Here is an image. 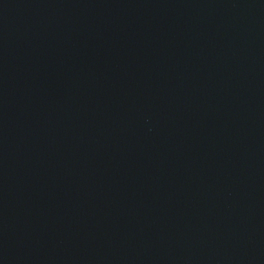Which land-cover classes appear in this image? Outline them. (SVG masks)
Masks as SVG:
<instances>
[{
  "label": "water",
  "instance_id": "water-1",
  "mask_svg": "<svg viewBox=\"0 0 264 264\" xmlns=\"http://www.w3.org/2000/svg\"><path fill=\"white\" fill-rule=\"evenodd\" d=\"M0 264H264V0H0Z\"/></svg>",
  "mask_w": 264,
  "mask_h": 264
}]
</instances>
